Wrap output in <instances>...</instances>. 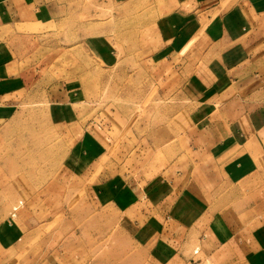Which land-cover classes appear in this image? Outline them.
<instances>
[{"label":"rangeland","instance_id":"obj_1","mask_svg":"<svg viewBox=\"0 0 264 264\" xmlns=\"http://www.w3.org/2000/svg\"><path fill=\"white\" fill-rule=\"evenodd\" d=\"M148 3L71 0L65 19L18 43L20 78L0 105V264H242L198 251L203 224L188 218L184 234L159 226L175 250L128 239L105 204L124 182L183 169L189 136L220 119L169 65L148 61Z\"/></svg>","mask_w":264,"mask_h":264},{"label":"crops","instance_id":"obj_2","mask_svg":"<svg viewBox=\"0 0 264 264\" xmlns=\"http://www.w3.org/2000/svg\"><path fill=\"white\" fill-rule=\"evenodd\" d=\"M70 1L0 0V105L20 78L18 43L35 36V24L65 19ZM147 2L158 33L148 61L169 65L173 79L185 82L184 95L190 101L204 96L220 119L189 136L183 169L150 184L114 188L105 200L116 211L112 223L128 239L142 245L154 239L171 251L177 244L165 245L169 237L159 226L171 222L184 234L191 231L188 218L203 224L205 246L197 248L206 257L227 255L243 264L254 256L264 264V0ZM167 205L173 216L161 211Z\"/></svg>","mask_w":264,"mask_h":264}]
</instances>
